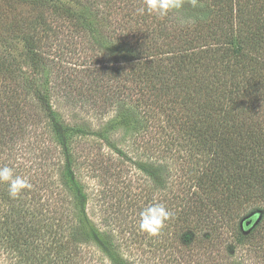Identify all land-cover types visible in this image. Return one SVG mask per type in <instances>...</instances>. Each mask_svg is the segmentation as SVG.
<instances>
[{"label":"trees","instance_id":"obj_1","mask_svg":"<svg viewBox=\"0 0 264 264\" xmlns=\"http://www.w3.org/2000/svg\"><path fill=\"white\" fill-rule=\"evenodd\" d=\"M142 6L0 0V156L26 137L39 150L20 197L0 183V264H242L238 246L264 250V0ZM84 140L174 213L161 245L130 230V253L91 217L81 161L98 155Z\"/></svg>","mask_w":264,"mask_h":264},{"label":"rangeland","instance_id":"obj_2","mask_svg":"<svg viewBox=\"0 0 264 264\" xmlns=\"http://www.w3.org/2000/svg\"><path fill=\"white\" fill-rule=\"evenodd\" d=\"M63 52L65 53V66L68 69H72V66L76 67L73 64V61H76V59L71 55L70 51ZM72 73L76 72L72 71ZM124 145L131 147L129 143H125ZM36 146L37 144L33 138L28 139L26 137L19 140L10 152L2 150L0 158L8 157L13 165L19 166L20 176L24 177L23 170L34 161L33 155L37 156L39 154ZM77 146L79 151H86V147L93 148V152H90L91 158L98 155L96 160H94L96 162L83 158L81 161L83 162L81 164V171L85 175L83 180L90 196L88 205L89 214L95 221L103 223V225L106 224L107 227L118 232L127 243L132 244L130 243L132 239H127L128 234L131 230L133 231L132 235H145V232L139 228V212L146 205L154 203L158 199L156 194L153 197L155 201H146V196L143 194V189L147 185L145 178L130 163L115 160L114 154L108 152L104 147L97 151L96 145L88 140L78 142ZM53 157L54 154L50 153L51 162H54ZM3 206L0 202V208ZM158 235L160 236V233ZM154 237L155 235H151V239L144 244V248L148 249V246L155 247L162 244L160 239L158 240ZM162 237L164 241V234ZM131 246L133 247L132 251L128 249V252L134 253L133 251H139L136 248V244L133 243ZM229 257V261L236 260L238 262L239 260L242 264H264V250L254 252L248 246H238L233 253L229 254ZM1 258V261H3L4 256L2 257L1 255Z\"/></svg>","mask_w":264,"mask_h":264},{"label":"clouds","instance_id":"obj_3","mask_svg":"<svg viewBox=\"0 0 264 264\" xmlns=\"http://www.w3.org/2000/svg\"><path fill=\"white\" fill-rule=\"evenodd\" d=\"M191 2L195 6L196 0ZM182 6L183 0H143V6L138 9V12L166 17ZM0 183H7L8 195L11 199H17L23 190L31 187L26 178L15 175L13 169L7 166L0 167ZM173 215L174 213L163 203L148 204L139 212V228L150 235H157L163 229L165 222Z\"/></svg>","mask_w":264,"mask_h":264},{"label":"water","instance_id":"obj_4","mask_svg":"<svg viewBox=\"0 0 264 264\" xmlns=\"http://www.w3.org/2000/svg\"><path fill=\"white\" fill-rule=\"evenodd\" d=\"M251 218H249V220L246 222V225H249L250 224V222H251Z\"/></svg>","mask_w":264,"mask_h":264}]
</instances>
